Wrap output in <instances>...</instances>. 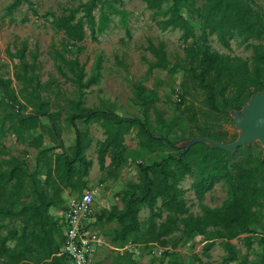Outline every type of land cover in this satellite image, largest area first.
<instances>
[{
	"label": "rangeland",
	"instance_id": "374dc122",
	"mask_svg": "<svg viewBox=\"0 0 264 264\" xmlns=\"http://www.w3.org/2000/svg\"><path fill=\"white\" fill-rule=\"evenodd\" d=\"M87 0H22L20 6L12 14H7V7L13 0H0V80H11L10 89L14 92L21 107H15L23 115L35 114L41 103L45 109L54 115L55 127L48 117H39L37 128L24 131L21 134L14 132L6 114L10 108L5 106L4 95L0 89V169L8 168V160L17 157L23 160L30 173H38L37 179L43 188L44 166L53 164L55 156L65 149L69 154L76 143L75 131L84 136L83 157L90 162L87 173L81 179L71 180L70 187L60 186L59 203L50 208L49 214L60 226V237L63 236L61 224L68 212L71 200H79L81 194L87 190L94 191V201L91 215L85 218L84 225L95 232L105 241V245L98 248L93 258V264H117V256L128 251L137 264H168L177 260L181 264H264V248L261 236L264 231L259 227V222H264V199L259 200L256 206L257 222L251 226L250 239L246 242L245 235L231 241L236 251V260L231 261L224 249L222 240L215 239L207 249V241L202 236L191 239H180V232L175 231L167 238V247L161 248V255L155 254L157 248L146 247L143 242L148 225L149 210L142 207L138 215L141 225L139 243L127 244L128 249L120 251L112 242L114 230L118 227L115 221L105 222L98 217L112 209L122 210V198L125 192L140 194L142 182L141 168L159 164L163 159L170 160L169 167L178 170V152L187 141L198 134V127L208 132L213 140L230 144L239 134L235 127L233 113L228 107L220 111H212L206 101L205 93L198 88L197 83L190 78L186 70L190 66V58L186 55V48L192 45L193 40L184 42L182 30H160L155 20L166 19L169 16L168 8L171 0H164L160 13L156 9L147 7L145 0H120L115 2L114 8L104 7L103 10L109 20L104 29L92 39L85 26L86 37L80 43L67 41L62 32L56 31L51 24L54 17H59L67 8H77ZM251 7L261 14L264 21V0H251ZM203 0L194 1L195 6H201ZM96 8L93 15L99 16ZM180 15L194 29L196 35L201 34V21L196 14L187 8H181ZM83 16L79 9L76 18ZM149 43L164 44V50L170 66L177 67L174 71L152 70L148 72V64L154 62V57L144 48ZM206 45L210 52L227 57L232 64L235 60L246 65L251 71L254 64V52L235 36L228 41V46H223L215 34L206 37ZM248 43L260 45L264 52V35L260 39H251ZM60 56L66 60L77 58L84 68L86 78L98 75V83L82 92L80 97L78 88L70 80L71 74L61 62ZM22 57L25 62L34 67L32 87H28L22 78L23 70L17 59ZM100 66L97 69V66ZM193 66H198V60ZM171 68V67H169ZM261 74L264 82V66ZM236 71H243L235 67ZM61 73H65V76ZM30 76V72L26 77ZM232 81V82H231ZM236 81V82H235ZM241 79L222 77L221 82H228L225 97H229L237 89ZM36 82L39 85H36ZM141 84L154 99V106L149 110L148 130L154 137L167 141L168 146L150 147L142 146L137 136V128L123 133L117 148H107L103 163H99V150L107 138L105 128L99 121L85 123L75 121V127L69 124L67 117L72 113V102L80 101L82 107L91 109L109 110L122 118H139L143 120L141 106L133 97V88ZM26 88L27 92H21ZM36 91L33 94L30 92ZM250 91H256L250 87ZM33 92V91H32ZM245 94V93H244ZM248 102V101H247ZM247 102H244L246 104ZM218 105L223 103L218 97ZM243 108V107H242ZM241 108V109H242ZM240 109V110H241ZM251 154L257 157L263 155L264 148L256 141L250 145ZM42 154L36 162V157ZM119 154L118 161L114 164V154ZM246 156V151L242 150ZM192 171L180 179L177 187L182 190V199L188 208V213L200 216L204 207L221 209L229 203V189L223 181L212 186L200 185L198 166L191 160ZM142 189V190H141ZM155 211L166 219L167 212L163 211L161 200H157ZM0 234L9 230L20 231L21 223L14 218L0 217ZM181 228V225L178 224ZM210 230V229H209ZM15 241L9 237L8 246L12 247ZM166 253V254H165ZM120 263V262H119Z\"/></svg>",
	"mask_w": 264,
	"mask_h": 264
},
{
	"label": "trees",
	"instance_id": "16d2710c",
	"mask_svg": "<svg viewBox=\"0 0 264 264\" xmlns=\"http://www.w3.org/2000/svg\"><path fill=\"white\" fill-rule=\"evenodd\" d=\"M22 0H13L7 7V14L20 6ZM25 1V0H24ZM120 0H87L77 8H67L59 17L51 20L52 27L62 32L67 41L80 43L86 37L85 26L92 39L98 32L103 31L104 25L109 18L103 8H114L115 2ZM164 0H145L147 7L157 10L160 13L161 4ZM196 0H171L168 8L169 16L166 19L155 20L160 30H182V40L187 42L193 40L192 45L186 48V55L190 58V66L186 72L190 78L197 83L199 89L205 93V101L208 107L215 112L221 108L240 110L249 98L256 92L264 89L262 72L264 66V52L260 45L248 43L251 39H260L264 35V21L259 11L251 7V0H203L201 6L196 7ZM98 8L100 13L98 19L93 15ZM181 8H187L196 14L201 21V34L196 35L194 29L180 15ZM79 9L83 16L76 18ZM215 34L218 41L225 47L228 41L237 36L248 49L254 52L251 71L246 65L235 60L232 64L227 57L219 56L210 52L206 45V37ZM145 51L149 52L155 59L148 64V72L152 70L174 71L177 67L170 66L167 59L164 44L154 45L149 43ZM17 59L23 73L22 78L28 87H32L34 75L33 65H29L22 59ZM61 62L71 74L70 80L78 88L80 97L84 90L98 83V75L92 74L88 78L84 68L79 64L77 58L66 60L60 56ZM198 60V66H193ZM99 65L97 69H99ZM171 67V68H169ZM235 67L243 68V71H236ZM30 76L27 78V73ZM65 76V73H61ZM241 79L234 85L237 91L229 97H225L228 89V82H221V78ZM232 82V81H231ZM236 82V81H235ZM11 80H0V89L4 95L5 106L10 108L6 114L10 125L17 134L37 128L39 117H48L52 126L55 127L54 115L45 109L41 103L35 114H20L15 107H21L14 92L9 85ZM36 85H39L36 82ZM253 87L256 91H250ZM133 97L141 106L143 120L139 118H122L112 111L102 109H91L82 107L80 101H73L72 113L67 117L70 125L75 127V121L91 123L99 121L105 128L107 138L101 145L98 158L103 163L104 154L107 148L117 149L121 145L120 138L123 133L129 132L133 127L137 128V136L144 139L142 146L152 145L168 146L167 141L154 137L148 130L149 110L154 106V99L151 92L141 84L133 88ZM27 92L26 88L21 92ZM33 91V92H32ZM30 94L36 91L32 90ZM245 93V94H244ZM218 97L222 100V107L218 105ZM198 134L201 136L211 135L198 127ZM76 143L69 154L62 149L61 154L55 156L54 163L44 166V185L49 187L46 191L37 179L38 173H30L23 160L12 157L8 160V168L0 169V217L17 219L21 223L20 231L9 230L0 234V264H70L66 255H59L64 244L63 236L60 237V226L49 214L50 208L56 207L59 203L60 186L70 187L71 180L81 179L87 173L90 165L83 157L84 136L78 130L75 131ZM215 139V138H214ZM251 146L240 147L234 153L214 149L206 143L196 144L187 150L178 152V170L169 167L170 160L163 159L159 164L144 166L141 168L140 178L142 192L135 194L125 192L122 198L124 207L122 210L112 209L102 213L98 220L105 222L115 221L118 227L114 230L112 242L116 248H124L128 243L136 245L141 235V225L138 215L142 207L149 210L148 225L146 228V247L157 246L159 255L167 247V238L175 231L180 232V239L188 240L198 235L207 241V249L215 239H221L224 249L227 251L231 261L236 260L235 247L231 241L241 235L251 234V226L257 222L255 208L260 206L259 200L264 199V159L259 154L252 156ZM246 151V156L242 154ZM42 154L36 157V162ZM119 154L115 153L112 162L118 161ZM198 166L201 179L198 186H212L223 181L229 189V203L221 209H210L204 207L200 216H193L188 213L185 201L182 199V190L177 187L184 175L191 173L192 162ZM161 200L163 211L167 212L166 219L159 224L156 218L161 219L160 212L155 211L157 200ZM63 223V222H62ZM181 225V228L178 226ZM259 227L264 231V222H259ZM3 226H0V230ZM210 229V230H209ZM9 237H12L15 244L8 246ZM246 242L250 239L245 237ZM261 244L264 248V234L261 236ZM166 254V253H165ZM120 262V263H119ZM117 264H137L131 253L125 251L117 256ZM168 264H181L177 260L169 261ZM242 264V263H239Z\"/></svg>",
	"mask_w": 264,
	"mask_h": 264
},
{
	"label": "built area",
	"instance_id": "2783aa9c",
	"mask_svg": "<svg viewBox=\"0 0 264 264\" xmlns=\"http://www.w3.org/2000/svg\"><path fill=\"white\" fill-rule=\"evenodd\" d=\"M94 201V191L83 192L79 200H71L65 215L64 244L59 255H66L70 264H93V258L98 248L105 245V241L95 232L84 225L85 218L91 215ZM152 251L159 255V248ZM125 246L120 251L127 250Z\"/></svg>",
	"mask_w": 264,
	"mask_h": 264
},
{
	"label": "water",
	"instance_id": "95a60500",
	"mask_svg": "<svg viewBox=\"0 0 264 264\" xmlns=\"http://www.w3.org/2000/svg\"><path fill=\"white\" fill-rule=\"evenodd\" d=\"M233 116L235 127L239 131L234 142L225 144L208 136H197L187 141L181 148L187 150L196 144L206 143L214 149L234 153L238 148L250 146L256 141L264 148V89L253 94L241 110L233 113Z\"/></svg>",
	"mask_w": 264,
	"mask_h": 264
}]
</instances>
